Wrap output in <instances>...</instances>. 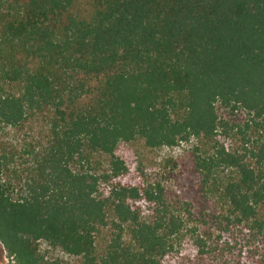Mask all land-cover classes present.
Instances as JSON below:
<instances>
[{
    "label": "trees",
    "instance_id": "1",
    "mask_svg": "<svg viewBox=\"0 0 264 264\" xmlns=\"http://www.w3.org/2000/svg\"><path fill=\"white\" fill-rule=\"evenodd\" d=\"M11 264H264V0H0Z\"/></svg>",
    "mask_w": 264,
    "mask_h": 264
},
{
    "label": "rangeland",
    "instance_id": "2",
    "mask_svg": "<svg viewBox=\"0 0 264 264\" xmlns=\"http://www.w3.org/2000/svg\"><path fill=\"white\" fill-rule=\"evenodd\" d=\"M0 264H11L9 259L6 257V254L1 246H0Z\"/></svg>",
    "mask_w": 264,
    "mask_h": 264
}]
</instances>
